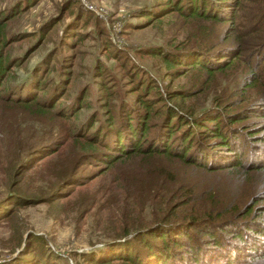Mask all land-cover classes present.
Segmentation results:
<instances>
[{"label": "rangeland", "instance_id": "1", "mask_svg": "<svg viewBox=\"0 0 264 264\" xmlns=\"http://www.w3.org/2000/svg\"><path fill=\"white\" fill-rule=\"evenodd\" d=\"M66 2L86 15L84 26L77 28L76 9L69 16L60 13ZM156 2L0 0V56L7 60L0 75V202L14 191L37 198L17 206L12 220H0V264H39V254L44 264H86L78 254L93 259L108 250L131 225V214L142 220L160 214L163 203L177 208L190 185L199 202L183 210L221 204L259 220L263 233L254 234L263 246L239 264H264V0H212L221 4L213 3L220 6L219 20L186 17ZM164 53L171 69L161 60ZM198 61L200 67L187 68ZM219 64L221 70L206 73V66ZM36 68V80L47 79V99L60 86L46 105L41 85L29 88L42 113L10 98L30 83ZM142 82L155 83L168 107L193 115L223 109L235 118L233 126H245L254 135L242 138L237 159L243 166L208 172L177 158L135 155L108 166L84 157L86 135L104 125L110 108L143 110L134 91ZM13 86L6 96L3 87ZM157 102L158 113L145 125L161 121ZM22 163L26 167L13 178ZM58 182L67 188L63 195L50 193ZM167 192L174 196L167 198ZM25 246L33 252L22 253Z\"/></svg>", "mask_w": 264, "mask_h": 264}, {"label": "trees", "instance_id": "2", "mask_svg": "<svg viewBox=\"0 0 264 264\" xmlns=\"http://www.w3.org/2000/svg\"><path fill=\"white\" fill-rule=\"evenodd\" d=\"M156 1L157 5L163 4V9L177 11L186 17L200 15L208 19L219 20L218 17L221 15L215 11L216 7H220L216 4L220 3L212 2V0ZM62 6L59 11L66 16L76 9L73 19L79 23L77 28L84 26L87 17L81 11L78 14L77 6L69 2ZM150 15L153 14L150 13ZM162 55L161 60L164 65L171 69L172 63L164 57V55H168L166 53ZM44 63L46 64V62ZM200 65L201 61L191 62L187 68L200 67ZM6 67L7 60H4L3 63L0 56V75L6 71ZM221 67L222 64L214 68L206 66L205 68L209 69L206 70V73H210L214 69L221 70ZM37 70L39 69L36 68L32 71L31 76L33 77H31L30 83L27 81L28 85H21L16 94L11 95L10 98L18 105L26 108L34 107V110L42 113L44 109H42L39 99L35 97V94L29 95L27 91L40 84L41 88L38 89L40 100L46 105V103H50L52 96L59 93L60 86L58 85L55 92L51 94L52 96L47 99V91L42 88L47 79L45 77L42 83H39V80H36L37 74L39 75ZM48 70H52V67ZM3 88L6 91V96L10 92L13 94L15 90L14 86L10 89ZM134 91L139 97L138 102L136 101L137 105L143 106V110L139 111L136 107L137 111L131 113L126 107L116 111L110 108V111L103 117L104 125L94 127V130L92 132L90 130L86 135L85 142L81 146L82 152H87L84 157L92 156L95 161L104 162L108 166L114 165L120 159H127L135 155L141 156L142 160H148L154 156L177 158L183 165L208 172L243 166L237 159L242 150L241 146H244L242 138L247 139L253 137L254 134L245 130L243 125L235 124L233 126V123L236 122L235 118L227 117V113L223 109H203L195 115L187 110L173 109L165 105L163 100H161L163 103L160 101L165 96L156 89L155 83L144 84L142 82L141 87ZM147 95L150 97H146ZM177 96L168 95L167 98L173 99ZM156 101H158L157 104L162 105L159 110L161 121L152 126L145 125L148 119L156 112L158 113L155 111L154 103ZM129 108L131 109V107ZM79 126L78 132L81 133L84 126L83 124H79ZM92 126L90 124V128ZM149 127H152L153 131L147 136L146 131L150 129ZM98 145L102 147V150L98 148ZM25 167L23 163L16 166L12 177L20 176ZM16 188L19 190V187ZM195 188L194 185L188 187L186 197L185 195L180 197H185V199L182 200V203L177 202L179 204H176L177 208L175 209H171V206H166L167 204L163 203L161 213L158 215L140 220L137 215L131 214L127 219L131 225L120 233L117 240L112 241L108 250L102 252L104 255L99 252L94 255L93 259H89L88 253L81 252L78 254L79 258L86 264H111L112 262H117V264H239L244 255L255 253V250L263 246L259 244V242H263L262 239L254 234L255 232L263 233V228L260 226L259 220L252 217L247 218L249 211L225 208L221 204L195 206L193 210L191 207L183 210V207L180 206L199 202ZM66 191L67 188L63 182H58L55 190L51 189L50 193L63 195ZM166 195L167 198L174 196L173 192H167ZM35 200L37 198L24 197L16 191L10 193L0 202V220H12L17 206H25ZM227 211L233 215L226 216L225 212ZM25 249L22 253L28 251L27 253L31 254L33 252L29 251L28 246ZM35 251L39 254L36 249ZM38 262L44 264L40 259V254ZM27 264H37V262L34 259L28 261Z\"/></svg>", "mask_w": 264, "mask_h": 264}]
</instances>
